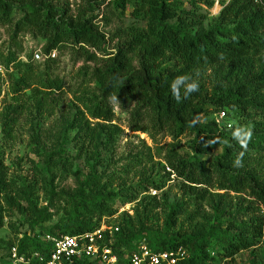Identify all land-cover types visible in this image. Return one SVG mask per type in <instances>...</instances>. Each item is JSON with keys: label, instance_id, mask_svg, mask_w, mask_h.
Listing matches in <instances>:
<instances>
[{"label": "trees", "instance_id": "trees-1", "mask_svg": "<svg viewBox=\"0 0 264 264\" xmlns=\"http://www.w3.org/2000/svg\"><path fill=\"white\" fill-rule=\"evenodd\" d=\"M190 1L195 7L187 8L182 0L110 1L116 11L123 16L128 12L137 23L119 28L114 34L118 42L107 52V36L95 24L97 16H88L86 10L73 14L69 6H58L52 0H0V25L16 41L23 32L43 39L48 58L43 69L33 57L23 60L14 52L0 58L7 69L9 92L18 104L63 89L64 79L54 72L51 54L68 48L94 63L90 79L97 82L99 96L86 98L92 119L116 127L112 124L117 117L116 101L128 108L132 131L147 133L159 152L168 149L163 157L185 189L201 187L202 199L209 189L225 190L241 200L238 218L229 220L213 238L180 232L168 237L158 231L119 227L108 244L121 257L144 243L155 251L182 248L186 253L177 264H216V255L232 258L242 250L264 245V179L251 169L253 157L264 148V67L256 66L264 53V0ZM215 4L221 6L219 23L204 27L207 12L201 6L209 10ZM216 66L220 76L211 86L206 72ZM212 102L241 109L249 116L248 127L220 124L215 118L203 122ZM13 123L14 118L5 120L7 133ZM89 123L83 120L84 126ZM186 133L193 136V152L182 156L174 140ZM167 136L172 142L161 145ZM216 147L221 153L213 155ZM87 184L92 192H79L67 200L71 223L55 224L48 233L92 230L100 224L93 223V217L115 212L114 192H106L96 178H89ZM52 217L44 208L34 214L32 225ZM175 221V214L168 217L172 227ZM142 238L146 240L134 242ZM12 245L26 254L51 247L33 231L21 233ZM7 261L8 257L0 259V263Z\"/></svg>", "mask_w": 264, "mask_h": 264}, {"label": "rangeland", "instance_id": "rangeland-1", "mask_svg": "<svg viewBox=\"0 0 264 264\" xmlns=\"http://www.w3.org/2000/svg\"><path fill=\"white\" fill-rule=\"evenodd\" d=\"M52 1L58 6H69L73 14L86 10L88 16H97L95 24L107 36V52L113 51L118 42L114 34L119 28L137 23L128 12L123 16L116 11L110 5L112 0ZM182 1L187 8L195 7L190 0ZM201 8L207 12L203 26H216L221 6ZM43 45V39L27 32L20 33L16 41L0 25V58L14 52L23 60L33 57L43 69L48 59ZM37 52L42 54L40 58L35 56ZM54 54V72L64 79L63 89L45 98H30L21 105L9 92L7 69L0 64V259L9 256L14 246L10 248V244L17 243L25 231H33L41 238L56 236L47 229L55 224H70L67 200L79 192H92L87 184L89 178H96L106 192L112 190L116 195L115 212L101 218L95 216L93 223L104 219L110 227L119 225L136 232L158 231L168 237L180 232L213 238L229 220L238 218L242 205L234 194L209 189L202 199L201 187L190 192L185 189L183 181L170 173L163 157L168 149L159 152L147 133L130 129L128 108L113 101L117 117L112 124L116 127L92 119L86 98L94 100L99 96L97 82L90 79L94 63L68 48L55 50ZM256 66L264 67V53ZM218 73V66L206 72L211 86L220 76ZM222 111L226 113L223 119ZM7 118H14L10 133L5 129ZM85 118L90 121L86 126ZM213 118H219L220 124L248 127L249 116L241 109L221 107L215 102L209 104L202 121ZM192 140L193 136L187 133L174 140L177 152L182 156L192 154ZM169 142L172 137L161 139V145ZM219 153L221 148L212 149L213 155ZM205 157L210 158L211 154ZM251 169L264 179V148L253 157ZM44 208L53 213L52 219L33 226L34 214ZM174 214L172 227L167 221ZM141 240L146 239L134 242ZM212 241L215 253L217 247ZM216 256V264H264V245L242 250L232 258Z\"/></svg>", "mask_w": 264, "mask_h": 264}, {"label": "built area", "instance_id": "built-area-1", "mask_svg": "<svg viewBox=\"0 0 264 264\" xmlns=\"http://www.w3.org/2000/svg\"><path fill=\"white\" fill-rule=\"evenodd\" d=\"M42 55V54H41ZM37 52L35 56L41 57ZM54 52L51 56H54ZM222 111L220 118L225 117ZM220 122V119L217 118ZM264 220V207L262 209ZM119 226H109L103 219L92 230L76 234L46 235L45 240L51 243L48 251L21 253L16 245L12 246L8 261L0 264H177L185 255L182 248L176 251H155L142 243L137 250L122 257L108 244V239ZM262 242L264 243V227Z\"/></svg>", "mask_w": 264, "mask_h": 264}]
</instances>
